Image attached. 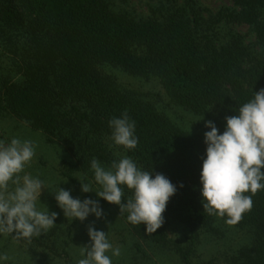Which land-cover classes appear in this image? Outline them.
<instances>
[{
  "label": "trees",
  "instance_id": "obj_1",
  "mask_svg": "<svg viewBox=\"0 0 264 264\" xmlns=\"http://www.w3.org/2000/svg\"><path fill=\"white\" fill-rule=\"evenodd\" d=\"M230 1L233 8L205 16L195 0H156L147 16L133 17L109 0H0V51L9 56L18 77L1 82L0 116H13L40 131L49 144L70 154L75 170L85 173L93 158L112 162L106 144H114L109 120L126 111L135 121L138 145L131 150L114 145L153 178L163 174L177 191L155 233H146L144 224L132 225L127 212L123 215L136 235L173 249L182 264H192L198 229L217 232L219 217L203 211L200 195L206 144L147 99L160 101L159 94L125 90L106 69L157 80L175 104L215 114L222 134L224 118L238 115L264 88V0ZM220 25L247 27L254 41L232 32L222 35ZM68 171L64 176L73 180ZM122 188L126 202L132 192ZM252 200L251 211L233 225L247 229L251 243L230 264H264V190ZM172 222L189 231L185 247L168 240Z\"/></svg>",
  "mask_w": 264,
  "mask_h": 264
},
{
  "label": "clouds",
  "instance_id": "obj_2",
  "mask_svg": "<svg viewBox=\"0 0 264 264\" xmlns=\"http://www.w3.org/2000/svg\"><path fill=\"white\" fill-rule=\"evenodd\" d=\"M238 115L225 117L226 127L222 134L213 121H206L210 129L204 133L205 158L200 172V195L203 211L226 223L235 225L243 214L251 211L252 197L264 190V88L255 92L254 98L244 103ZM203 118V117H202ZM201 120V119H200ZM199 121V120H198ZM111 140L124 149H135L138 138L134 135L135 121L125 111L120 118L109 120ZM35 155L31 141L19 138L5 144L0 141V234L14 239H31L47 233L57 218V213L37 210L36 204L44 189L43 182L28 174L21 176ZM100 191L96 196L109 204L119 206L120 213L127 212L132 225L144 224L148 234L155 233L164 223L163 213L177 187L163 174L140 170L128 156L113 161L109 168L93 158L90 164ZM66 182V181H65ZM80 182V181H79ZM10 185L14 186L10 190ZM83 193L93 192L91 186L80 182ZM122 186L131 190L132 196L122 202ZM180 187H183L181 184ZM250 193V194H246ZM58 207L66 217L83 222L89 214L102 218L103 210L98 200L73 198L70 190L59 188L55 193ZM90 245L80 247L77 264H112L107 253L119 257L120 248L113 249L106 232L92 224L87 227ZM7 254L0 261H7Z\"/></svg>",
  "mask_w": 264,
  "mask_h": 264
},
{
  "label": "rangeland",
  "instance_id": "obj_3",
  "mask_svg": "<svg viewBox=\"0 0 264 264\" xmlns=\"http://www.w3.org/2000/svg\"><path fill=\"white\" fill-rule=\"evenodd\" d=\"M109 1L112 2L114 9H123L133 17L147 16L149 6L156 3V0H130L126 3L121 0ZM195 1L205 16L214 14L223 7L233 8L230 0ZM219 30L222 35L232 32L244 37L245 42L254 41V35L248 32L247 27L220 25ZM106 71L113 74L118 84L125 90L141 94H159L160 101L147 99L154 102L157 109L174 125L192 137L204 140V133L210 130L205 127L206 121H213L218 128L219 121L216 120L215 114H197L175 104L157 80L131 77L115 68H107ZM4 78L15 80L18 77L9 56L0 51V85ZM13 138L33 143L35 155L21 176L28 174L43 182L44 189L41 190L37 201V210L45 211L47 207L50 213H57V218L54 221L56 224L54 227L39 237L34 236L30 243L24 239L16 240L12 235L0 234V255L7 254L10 257L7 261H0V264H77L79 259L84 258L80 255V247L90 245V238L87 234L89 224H92L96 230L106 232L113 249L120 248L119 257L113 256L111 251L107 253L112 264H182L173 249L157 245L136 235L128 225L123 215L124 212L120 213L119 206L109 204L96 196L94 191H100L101 188L95 182L91 169L85 173L75 170L70 154L59 145L49 144L40 131L33 130L28 124L13 116H0V141L8 144ZM106 144L111 150L112 162L127 156L114 144L108 142ZM112 162L110 164L100 163L107 169ZM70 169L72 171L70 175L74 181L64 176L66 173L69 174ZM79 181L89 184L93 192L83 193ZM13 187L10 185V190ZM59 188L70 190L71 196L79 198L81 202L84 199L98 200L103 210L102 218L98 219L93 214H89L83 222L72 220L71 217L65 218L54 198ZM215 227L217 232L197 230V243L191 255L192 264L209 261H212V264H230L231 257L251 243L247 229L229 225L219 218H216ZM166 233L171 244L186 246L189 231L182 224L172 222Z\"/></svg>",
  "mask_w": 264,
  "mask_h": 264
}]
</instances>
